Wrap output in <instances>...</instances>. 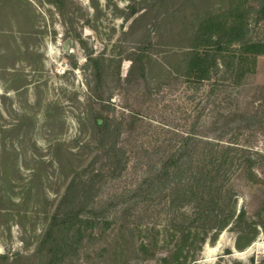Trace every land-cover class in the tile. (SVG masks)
<instances>
[{
    "label": "trees",
    "instance_id": "16d2710c",
    "mask_svg": "<svg viewBox=\"0 0 264 264\" xmlns=\"http://www.w3.org/2000/svg\"><path fill=\"white\" fill-rule=\"evenodd\" d=\"M48 1L61 16H67L65 0ZM248 1L231 0L230 20L217 11L194 18L189 44L165 50L163 61L153 52L152 43L131 49L125 57L131 63L125 82L142 81L150 101L164 104L175 91L171 81L183 84L186 97L181 105L185 107L176 96L171 100L178 106L173 115L181 113L174 120L177 128L165 123L156 127L154 121L146 122L148 118L133 111L118 116L112 102L98 99L107 104L101 110L110 115L101 120L92 111L91 118L80 120L82 133H88V120L92 125L87 140L76 146L57 140L50 146L65 189L47 218L51 221L37 238V252L13 259L0 255V264H26L31 259H39L38 264H66L82 250L90 253L89 259L91 254L98 259L106 255L120 259L160 249L176 257H168L166 264H198L199 260L189 259L207 243L215 245L226 230L236 234L238 252L257 240L260 227L264 228V212L251 216L239 206L236 181L264 187V149L254 141L255 131H264V97L248 89L258 58L264 56V40L252 38L249 17L255 13V19L264 22V0H254L257 9ZM148 12L145 8L142 16ZM157 26L161 38L163 32ZM119 59L122 83L124 56ZM104 62L90 58L98 78L95 90L101 87ZM155 64L167 75L156 79L153 88L149 75ZM165 86H169L167 95L162 92ZM139 122L147 126L143 131ZM127 129L134 138L125 145ZM12 201L0 190V213L10 209L6 205H13ZM161 207L172 218L171 227H143L147 217L139 209L156 215ZM187 208L192 212H182ZM163 232L169 234L173 248H169L170 241L160 246Z\"/></svg>",
    "mask_w": 264,
    "mask_h": 264
},
{
    "label": "rangeland",
    "instance_id": "374dc122",
    "mask_svg": "<svg viewBox=\"0 0 264 264\" xmlns=\"http://www.w3.org/2000/svg\"><path fill=\"white\" fill-rule=\"evenodd\" d=\"M181 1L65 0L64 17L48 0H0V190L14 200L13 205H6L10 209L0 213V255L13 259L37 252V238L51 221L47 218L65 189L58 163L50 156V146L57 140L72 146L87 140L92 125L88 120V133H82L80 120L91 118L92 111L101 120L110 115L101 110L106 103L98 99L112 102L118 116L133 111L148 118L146 122L154 121L156 127L162 128L165 123L177 128L174 120L181 113L173 115L178 106L172 105L171 100L176 96L181 105L186 97L183 84L171 81L175 91L164 104L150 101L142 81L135 78L130 85L125 82L131 65L125 57L132 48L152 43L153 52L162 60L165 50H179L189 44L188 33L197 16L217 11L230 20L231 0ZM248 4L257 9L254 0ZM145 8L150 13L147 17L142 16ZM255 18V13L249 17L252 38L264 40V22ZM157 25L163 32L161 38ZM120 56H124L122 83L117 69ZM90 58L105 60L99 90H95L98 78ZM151 71L149 77L155 88L158 78L166 76L167 71L157 64ZM249 83L248 89L258 90L259 97H264V61ZM168 87H164L163 94L169 93ZM139 125L140 131L147 127L143 122ZM126 131L123 144L128 145L127 140L134 135L129 129ZM255 134L256 145L264 149V131L256 130ZM36 176L38 179L32 185ZM236 181L239 206L245 207L251 216L263 213L264 187H247L243 179ZM111 192L107 191V197ZM144 209H139L147 217L143 227H171L172 218L162 211L164 207L156 209V215ZM182 212L190 213L192 208ZM259 230L257 240L239 252H246L243 256L236 255V234L226 230L215 245L207 243L189 262L197 259L198 264H264V228ZM160 236V246L170 241L169 248H173L169 234L163 232ZM89 254L82 250L66 264H166L167 258L173 257L165 249L120 259H111L110 255L98 259L91 254L90 260ZM38 261L31 259L26 264Z\"/></svg>",
    "mask_w": 264,
    "mask_h": 264
},
{
    "label": "crops",
    "instance_id": "0c3cea01",
    "mask_svg": "<svg viewBox=\"0 0 264 264\" xmlns=\"http://www.w3.org/2000/svg\"><path fill=\"white\" fill-rule=\"evenodd\" d=\"M264 61V56H261L258 58V67H257V70H259V68L261 67V63H263Z\"/></svg>",
    "mask_w": 264,
    "mask_h": 264
},
{
    "label": "bare ground",
    "instance_id": "6f19581e",
    "mask_svg": "<svg viewBox=\"0 0 264 264\" xmlns=\"http://www.w3.org/2000/svg\"><path fill=\"white\" fill-rule=\"evenodd\" d=\"M246 253V252H245ZM245 253H243V254H245ZM243 254L242 253H236V255H242L243 256Z\"/></svg>",
    "mask_w": 264,
    "mask_h": 264
},
{
    "label": "water",
    "instance_id": "95a60500",
    "mask_svg": "<svg viewBox=\"0 0 264 264\" xmlns=\"http://www.w3.org/2000/svg\"><path fill=\"white\" fill-rule=\"evenodd\" d=\"M237 253H239L238 251H236Z\"/></svg>",
    "mask_w": 264,
    "mask_h": 264
}]
</instances>
